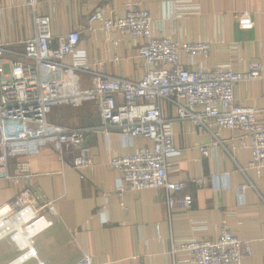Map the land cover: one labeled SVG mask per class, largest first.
<instances>
[{
	"label": "crops",
	"instance_id": "0c3cea01",
	"mask_svg": "<svg viewBox=\"0 0 264 264\" xmlns=\"http://www.w3.org/2000/svg\"><path fill=\"white\" fill-rule=\"evenodd\" d=\"M129 5L149 12L156 37L210 45L206 58L180 55L188 70L229 67L244 72L251 63L258 64L261 78L237 83L233 97L240 106L262 111L264 126V0H37L33 8L26 0H0V37L20 48L21 41L36 36L35 18L47 17L51 49H57V37L79 33L75 55L85 60L89 71L75 75L83 89L94 87L95 74L138 81L146 68L136 45L118 30L88 23L97 8L107 18L116 19L125 15ZM242 16L248 17L251 29L241 28ZM41 70L47 78L63 76L50 65ZM163 109L167 119L175 116L169 104L164 103ZM48 122L92 129L100 125V118L96 106L88 103L80 109L56 108ZM171 132L175 153L168 161V179L186 183L182 195L190 198V209L168 212L163 190L131 193L121 174L109 168L112 157L152 147L141 138L129 145L116 133L108 138L87 133L91 166L83 179L74 171L47 175L58 170L51 150L32 157L31 172L37 176L31 184L47 200L55 201L57 211L54 225L35 238L38 261L71 264L88 255L94 264H188L184 254L171 256L173 246L195 239L213 241L225 228L250 244L251 255L239 264H264V172L258 175L248 168L250 154L240 148L242 134L217 130L223 147L216 148L211 146L210 135L191 122H177ZM203 145L209 148L208 157L199 153ZM24 162L11 161V173L16 164ZM199 179L206 183H197ZM15 193L12 183L0 180V207L11 202ZM2 242L0 264H11L18 252Z\"/></svg>",
	"mask_w": 264,
	"mask_h": 264
},
{
	"label": "built area",
	"instance_id": "2783aa9c",
	"mask_svg": "<svg viewBox=\"0 0 264 264\" xmlns=\"http://www.w3.org/2000/svg\"><path fill=\"white\" fill-rule=\"evenodd\" d=\"M37 0H26L34 7ZM90 26L118 30L136 45L139 58L146 68L138 81L95 74L94 87L83 89L76 73H89L84 59L75 55L79 33L57 37V49H51L49 18L36 17L37 34L13 48L0 37V180L12 183L16 193L11 202L0 207V242L16 249L18 256L11 264L38 261L35 238L51 228L57 218L55 201L47 200L31 184L36 177L29 160L51 150L58 165L47 175H63L74 171L80 179L91 166L85 137L90 131L108 138L116 133L130 145L135 138L150 141L151 148L112 157L109 168L118 171L131 193L161 189L168 212L190 209L191 200L182 193L183 181L168 179V161L174 155L172 125L191 122L214 140L211 146L223 147L217 130L241 133L240 148L250 154L248 168L258 175L264 172V126L262 111L238 105L233 89L239 82L261 78V68L251 63L244 72L229 67L186 69L180 61L190 57H208L210 45L205 42L177 43L169 37L152 33V19L146 9L129 5L124 16L110 19L102 9L89 16ZM242 29H251L247 16L239 20ZM116 61L117 58L115 57ZM58 68L63 76L47 78L42 67ZM119 100V101H118ZM94 104L100 125L92 129L67 128L50 124L48 116L56 108L80 109ZM173 108L175 116L167 119L163 104ZM213 147V148H214ZM208 157L209 148H198ZM24 159L15 165L10 162ZM205 184V179L197 180ZM22 186L23 188H20ZM171 256L184 254L188 264H239L251 255L249 242L241 241L225 228L217 239L188 240L173 246ZM71 264H94L90 256ZM166 264H177L171 261Z\"/></svg>",
	"mask_w": 264,
	"mask_h": 264
},
{
	"label": "rangeland",
	"instance_id": "374dc122",
	"mask_svg": "<svg viewBox=\"0 0 264 264\" xmlns=\"http://www.w3.org/2000/svg\"><path fill=\"white\" fill-rule=\"evenodd\" d=\"M7 242V241H6ZM3 243H5V242H1V244H3Z\"/></svg>",
	"mask_w": 264,
	"mask_h": 264
}]
</instances>
